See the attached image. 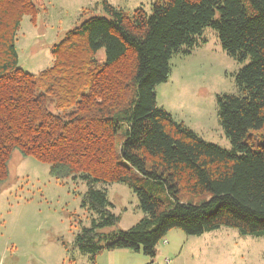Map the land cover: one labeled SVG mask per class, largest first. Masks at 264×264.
<instances>
[{"label": "trees", "instance_id": "obj_1", "mask_svg": "<svg viewBox=\"0 0 264 264\" xmlns=\"http://www.w3.org/2000/svg\"><path fill=\"white\" fill-rule=\"evenodd\" d=\"M150 4L149 13L126 12L103 0L104 14L66 30L52 46L51 65L32 74L18 66L15 40L22 17L34 19L40 6L0 0V192L13 151L47 163L52 177H80L83 203L100 219L73 246L92 258L104 249L153 258L171 228L200 234L223 225L264 235V0ZM208 26L227 55L247 60L234 74L236 92L215 94L229 148L203 139L156 101L172 56L205 42ZM114 181L132 189L146 214L127 229L116 227L119 216L95 187Z\"/></svg>", "mask_w": 264, "mask_h": 264}, {"label": "rangeland", "instance_id": "obj_2", "mask_svg": "<svg viewBox=\"0 0 264 264\" xmlns=\"http://www.w3.org/2000/svg\"><path fill=\"white\" fill-rule=\"evenodd\" d=\"M40 10L32 19L22 17L15 46L18 66L37 74L52 63V46L65 31L90 15H103V0H36ZM130 12L150 11L152 0H106ZM205 39L189 54H174L168 80L155 86L157 105L203 139L229 148L218 121L217 93H235V72L247 62L227 55L217 33L204 27ZM105 60L103 48L96 52ZM116 148L118 145L116 143ZM106 207L119 216L117 228L127 229L146 214L124 182H98ZM85 182L80 177L55 178L48 164L13 151L9 178L0 192V259L2 264H264V235L242 236L235 228L220 226L200 234L171 228L156 245L153 258L131 249L101 250L94 258L73 246L83 227H92L99 212L83 203ZM187 199V196L184 197ZM97 228V227H96ZM113 227L97 228L108 232Z\"/></svg>", "mask_w": 264, "mask_h": 264}, {"label": "built area", "instance_id": "obj_3", "mask_svg": "<svg viewBox=\"0 0 264 264\" xmlns=\"http://www.w3.org/2000/svg\"><path fill=\"white\" fill-rule=\"evenodd\" d=\"M0 264H2V259H0ZM166 264H169V260L166 259Z\"/></svg>", "mask_w": 264, "mask_h": 264}, {"label": "crops", "instance_id": "obj_4", "mask_svg": "<svg viewBox=\"0 0 264 264\" xmlns=\"http://www.w3.org/2000/svg\"><path fill=\"white\" fill-rule=\"evenodd\" d=\"M199 47V46H198ZM194 50V49H193Z\"/></svg>", "mask_w": 264, "mask_h": 264}]
</instances>
